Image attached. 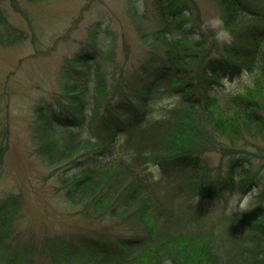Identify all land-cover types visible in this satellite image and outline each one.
<instances>
[{"label": "trees", "instance_id": "1", "mask_svg": "<svg viewBox=\"0 0 264 264\" xmlns=\"http://www.w3.org/2000/svg\"><path fill=\"white\" fill-rule=\"evenodd\" d=\"M147 1L160 27L145 29L136 1L125 0L135 36L119 44L123 32L100 23L91 48L64 59L59 88L35 106L34 153L49 175L58 170L57 189L86 226L60 242L79 240L82 250L57 249L43 228L35 239L16 233L24 203L12 191L0 201V264H264V0H212L214 23L198 15V0ZM0 14L9 27L1 44L29 37ZM241 73L252 87L211 95ZM251 188L245 206L222 205Z\"/></svg>", "mask_w": 264, "mask_h": 264}, {"label": "rangeland", "instance_id": "2", "mask_svg": "<svg viewBox=\"0 0 264 264\" xmlns=\"http://www.w3.org/2000/svg\"><path fill=\"white\" fill-rule=\"evenodd\" d=\"M198 1L204 16L216 22L218 8L212 0ZM19 2L30 12L34 23L31 30L21 13L9 11L11 21L25 28L29 37L14 45H0V139L1 135H8L0 156V201L8 192L23 195V216L16 228L28 229L29 238L35 239L42 228L62 234L75 230L78 221L84 222L71 214L64 191H55L57 179L48 176L49 168L34 153L31 129L35 106L59 88L58 72L64 59L91 48L89 40L94 29L105 23L120 35L123 32L125 36H120L119 44L135 35L125 0H45L34 5L27 0ZM0 5L10 10V0H0ZM131 42L135 56L138 42ZM241 79L247 80V74ZM202 158L214 166L221 161L217 153H207ZM256 192L257 188H251L245 195H227L223 200L229 204L222 205L229 210L237 205L243 207Z\"/></svg>", "mask_w": 264, "mask_h": 264}, {"label": "bare ground", "instance_id": "3", "mask_svg": "<svg viewBox=\"0 0 264 264\" xmlns=\"http://www.w3.org/2000/svg\"><path fill=\"white\" fill-rule=\"evenodd\" d=\"M29 3H33V5L34 4H37V3H41V2H44L45 0H27ZM134 1H136V4H135V2H134V4H135V6H138V13L141 15H143V17H142V20H141V22H142V25H143V27L145 28V29H157L158 27H160V25H161V21H160V18H159V16H158V14L156 13V11L155 10H153L152 9V7H150V5L148 4V1L147 0H134ZM10 3H11V6H10V10H8L5 6H1L0 5V11H2L4 14H6V16H7V18H8V20H9V22L13 25V26H15V27H17L18 29H22V30H26L25 28H23V27H19V26H17L16 24H14L12 21H11V19L9 18V11H18L19 13H21V15L25 18V19H27L28 20V26H27V28L29 27V29H31V30H33V18H32V15L30 14V12H28V10H27V8L25 7V6H23L22 4H20V2H19V0H10ZM136 10H137V7H136ZM144 12V13H143ZM199 16L200 15H204V14H202V13H200V14H198ZM212 22V21H211ZM213 23H214V21H213ZM11 24H9V25H11ZM11 25V26H12ZM32 25V26H31ZM211 24L209 23V22H207V26H210ZM3 29L5 30V29H7V30H9V27L2 21V19H1V14H0V32H2L3 34H7V32L6 31H3ZM133 30V29H132ZM27 31V30H26ZM133 32H134V30H133ZM12 33V32H11ZM124 35V34H123ZM12 36L13 37H17L18 36V33H12ZM125 36V35H124ZM94 38L96 39V41H98L99 43H101L103 40H102V34H94ZM256 40H257V42L260 44V45H262V44H264V39L262 38V36H261V33H259V32H257V35H256ZM20 42V41H19ZM15 44V43H14ZM13 44V45H14ZM0 45L1 46H6V45H3V44H1L0 43ZM245 74H247V73H245ZM244 74H240L239 76H236L235 78H233L230 82H226V89H224V90H221L219 87H217V88H215L214 90H212L211 91V95L212 96H232V95H236V94H238V93H240V92H242V91H244L245 89H247L248 87H252L251 85H248V83H249V77H248V79L247 80H245V81H243L242 79H241V77L243 76ZM247 76H248V74H247ZM235 81H237L236 82V85H234V86H230L229 84H232V83H235ZM252 91V93H255V94H258L257 93V90H255V89H252L251 90ZM43 100H45V99H43ZM46 110L47 111H49V109L48 108H46ZM54 125H56L57 127H59V128H63V129H73L74 131H78V127L80 126V124H76V122H75V120L73 119V120H58L57 118L56 119H54ZM263 142V141H262ZM75 158H76V160H77V162H80V164H81V162L83 161V156L81 155V156H77V155H75ZM44 163H45V161L43 160V159H41ZM92 164H94V161H92L91 162ZM90 163V164H91ZM46 164V163H45ZM89 164V163H88ZM88 164H85V165H88ZM89 164V165H90ZM47 165V167L49 168V173H48V176H50V177H55L56 179H57V181H58V177H56V175H54L55 173H58V170L56 171H54V174L53 175H49L50 174V171H51V169H52V167H50L48 164H46ZM82 165V164H81ZM83 165H84V163H83ZM59 184V183H58ZM57 186L58 185H56V187H55V191H57L58 189H57ZM58 192V191H57ZM17 193H19V192H17ZM257 193V192H256ZM255 193V194H256ZM255 194L252 196V198H254V196H255ZM21 195V197H22V201H23V203L25 202V199H24V197H23V195L22 194H20ZM235 195H239V196H241V194L240 193H235ZM20 197V198H21ZM21 216H23V212H22V214H21ZM85 223V222H84ZM77 226H79V227H82V228H85L86 226H85V224L84 225H82L79 221L77 222ZM76 226V227H77ZM26 232V230H24V229H21V228H15V232L16 233H19V235L20 236H23L24 234H25V232ZM45 234H49L48 236L50 237V239L52 240V244L54 245V246H56L57 247V249H59V250H61L62 251V249L65 247V246H67L68 247V249H70V250H72V251H80V250H82L81 248H79L78 247V244H77V242L79 241H77V240H71V239H69V240H67L66 242H63L62 244H61V242H60V236H61V234H59L58 232H56V231H49V230H47L46 232H44ZM14 236V235H13ZM13 236H11V237H8V239L9 240H12L13 239ZM217 263L218 264H228V262H224V261H217Z\"/></svg>", "mask_w": 264, "mask_h": 264}, {"label": "clouds", "instance_id": "4", "mask_svg": "<svg viewBox=\"0 0 264 264\" xmlns=\"http://www.w3.org/2000/svg\"><path fill=\"white\" fill-rule=\"evenodd\" d=\"M219 22V21H218Z\"/></svg>", "mask_w": 264, "mask_h": 264}]
</instances>
